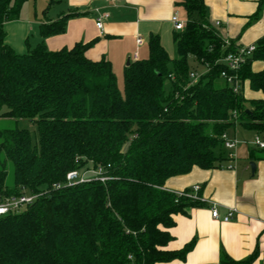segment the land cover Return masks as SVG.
I'll return each instance as SVG.
<instances>
[{
    "label": "trees",
    "instance_id": "16d2710c",
    "mask_svg": "<svg viewBox=\"0 0 264 264\" xmlns=\"http://www.w3.org/2000/svg\"><path fill=\"white\" fill-rule=\"evenodd\" d=\"M27 1L0 0V109H7L4 117L34 122L37 133L0 132V203L24 193L39 196L21 213L0 218V264L184 260L193 242L168 249L175 217L205 204L165 184L195 168L228 166L222 136L236 123L264 139V98L248 101L243 93L248 82L264 95V70H252L253 62H264V38L239 71L243 89L235 94L219 63L233 46L224 48L203 0H183L188 21L183 32L174 31L176 58L151 35L149 57L127 66L121 92L112 64L86 56L94 42L58 51L41 43L16 53L6 43L5 24L20 18ZM56 2L49 0L46 11ZM70 17L42 25V37L63 33ZM193 63L205 71L194 83ZM8 163L14 168L11 188ZM97 168L107 182L67 185L68 173ZM254 259L225 256L221 264Z\"/></svg>",
    "mask_w": 264,
    "mask_h": 264
},
{
    "label": "crops",
    "instance_id": "0c3cea01",
    "mask_svg": "<svg viewBox=\"0 0 264 264\" xmlns=\"http://www.w3.org/2000/svg\"><path fill=\"white\" fill-rule=\"evenodd\" d=\"M38 1L35 0L33 15L28 12V0L20 18L5 24L6 43L16 53L26 54L41 43L50 51H58L77 43L94 42L86 56L92 61L108 60L117 80L124 74L128 62L149 57L151 35L159 36L167 51L174 35L171 22L174 13L178 12L182 21H188L181 5L183 0H118L116 6H110L108 0H57L47 11L39 7ZM203 1L209 24L221 23L217 32L223 40L239 46H256L264 38L262 0ZM101 12L110 15L103 20V32L96 27ZM67 15L71 17L63 33L42 37V25ZM138 39L142 40L141 45ZM252 70L262 72L264 62H253ZM243 93L248 101L264 98L261 92L252 91L248 82ZM228 135L249 143L239 145L234 151L235 159L226 163L232 165V169L227 166L211 170L195 168L188 175L169 179L165 189L185 192L199 186V195L209 204L214 203L222 217L231 208L237 209L238 214L229 223L215 221L211 206L206 204L176 216V225L171 229L173 241L168 249L179 251L191 242L193 248L184 260H173L169 264H221L225 256L244 261L252 255H255L252 264H264V153L251 144L257 135L244 130L238 123ZM251 163L256 166L254 172Z\"/></svg>",
    "mask_w": 264,
    "mask_h": 264
},
{
    "label": "built area",
    "instance_id": "2783aa9c",
    "mask_svg": "<svg viewBox=\"0 0 264 264\" xmlns=\"http://www.w3.org/2000/svg\"><path fill=\"white\" fill-rule=\"evenodd\" d=\"M118 0H108V4L110 6H116ZM99 13V10H96ZM110 17L109 13L101 12L96 20V27L103 32V20L108 19ZM171 22L174 27V31L181 33L186 29L187 23L180 19L179 13L176 12L171 17ZM221 26L220 22H216L213 27L219 28ZM137 43L139 45L142 44V40L138 39ZM233 46V50L226 53V55L219 60V63L225 66V71L222 73V79L226 82L229 87L232 89L233 93L240 94L243 89V83L239 76V71L242 67L247 63V61L252 57L255 52L256 46H239L234 44L230 40H224V48H231ZM199 74L195 72L190 73V79L192 83L196 82L199 78ZM236 118V114L234 115ZM237 124V123H236ZM224 148L229 152V159L234 160L235 154L234 151L241 144L249 145L247 142L240 141L236 138L229 137L228 133L222 136ZM252 145L258 147L259 149H264V139L260 136L255 137L254 141L251 143ZM227 168L232 169V165H228ZM92 179H96L105 183L108 181V178L105 176V171L103 168L91 169L87 171H73L67 174L66 183L69 186H74L86 181H90ZM200 187H193L192 193L187 192H176L178 196L187 197L193 201H198L203 204H209L205 199H203L199 195ZM39 195H31L24 193L18 197H12L6 199L4 202L0 203V218L6 216L8 214H17L21 213L28 205H31ZM211 206V216L215 221H222L223 223H229L233 220V218L238 214V210L235 208H231L228 210L225 216H221L217 206L214 203L209 204Z\"/></svg>",
    "mask_w": 264,
    "mask_h": 264
},
{
    "label": "rangeland",
    "instance_id": "374dc122",
    "mask_svg": "<svg viewBox=\"0 0 264 264\" xmlns=\"http://www.w3.org/2000/svg\"><path fill=\"white\" fill-rule=\"evenodd\" d=\"M42 0L38 1L39 7H43L44 9L48 7L49 0H46L45 3L41 2ZM30 5V8L28 9V12L33 15L34 13V5L35 0H29L28 4ZM38 6V5H37ZM41 15V12L39 13ZM32 41V40H31ZM169 48V49H168ZM167 48L168 54L171 56V58H176V49L173 44V40L169 43V47ZM192 72L198 73L199 75H202L205 73L204 69L197 64H192ZM118 86L121 92H123L124 89V74H120L118 77ZM166 88H169V84H166ZM7 112V109L3 107L0 109V132L5 130H28L32 135H35L37 133V126L34 122L30 120H15L11 118L4 117L3 114ZM241 133V132H240ZM241 138V134H240ZM1 159H3V155H1ZM14 184V168L11 163H8L7 165V178H6V186L12 187Z\"/></svg>",
    "mask_w": 264,
    "mask_h": 264
},
{
    "label": "water",
    "instance_id": "95a60500",
    "mask_svg": "<svg viewBox=\"0 0 264 264\" xmlns=\"http://www.w3.org/2000/svg\"><path fill=\"white\" fill-rule=\"evenodd\" d=\"M130 62L127 63V66H129ZM252 172H254L256 166L254 163H251Z\"/></svg>",
    "mask_w": 264,
    "mask_h": 264
}]
</instances>
